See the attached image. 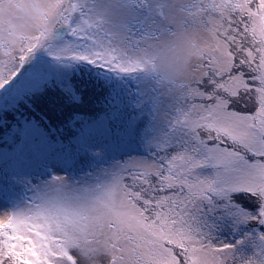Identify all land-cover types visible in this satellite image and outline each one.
Instances as JSON below:
<instances>
[{
	"label": "snow or ice",
	"instance_id": "6c2138e0",
	"mask_svg": "<svg viewBox=\"0 0 264 264\" xmlns=\"http://www.w3.org/2000/svg\"><path fill=\"white\" fill-rule=\"evenodd\" d=\"M0 139V264H264V0H0Z\"/></svg>",
	"mask_w": 264,
	"mask_h": 264
},
{
	"label": "trees",
	"instance_id": "16d2710c",
	"mask_svg": "<svg viewBox=\"0 0 264 264\" xmlns=\"http://www.w3.org/2000/svg\"><path fill=\"white\" fill-rule=\"evenodd\" d=\"M21 111H24V109L21 108ZM36 111H37V115H39L40 114L39 110L37 109ZM98 134L99 132L95 134L93 137H91L96 142H98L99 140ZM28 160L29 159H27V153L23 155L18 154L17 152L12 150L11 144L5 143L4 140L0 139V178L4 174L3 172H9V173L12 171L35 172L32 164H30ZM38 168L40 169V167ZM226 239L231 240L232 237L229 236V237H226Z\"/></svg>",
	"mask_w": 264,
	"mask_h": 264
},
{
	"label": "rangeland",
	"instance_id": "374dc122",
	"mask_svg": "<svg viewBox=\"0 0 264 264\" xmlns=\"http://www.w3.org/2000/svg\"><path fill=\"white\" fill-rule=\"evenodd\" d=\"M199 102V101H197ZM99 132V140L98 142L103 143L106 139L104 136L102 130L100 129H88L85 128V132L83 133V136L85 137H93L95 134ZM93 139V138H92ZM48 150L44 146H34L31 148L27 153V159H29V163L32 164L33 169L35 171H39L40 169L38 168L40 165L41 160L43 159L45 153ZM119 155V154H117ZM103 167H107V164L102 165ZM5 174V172H3ZM4 174L1 176V178L4 176Z\"/></svg>",
	"mask_w": 264,
	"mask_h": 264
}]
</instances>
